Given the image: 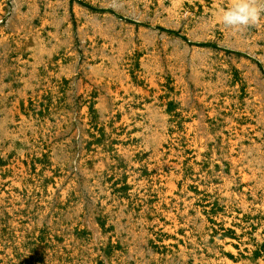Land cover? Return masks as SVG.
<instances>
[{
    "label": "rangeland",
    "instance_id": "374dc122",
    "mask_svg": "<svg viewBox=\"0 0 264 264\" xmlns=\"http://www.w3.org/2000/svg\"><path fill=\"white\" fill-rule=\"evenodd\" d=\"M235 2L0 0V264H264V0Z\"/></svg>",
    "mask_w": 264,
    "mask_h": 264
},
{
    "label": "clouds",
    "instance_id": "9594fccd",
    "mask_svg": "<svg viewBox=\"0 0 264 264\" xmlns=\"http://www.w3.org/2000/svg\"><path fill=\"white\" fill-rule=\"evenodd\" d=\"M260 9L256 8L251 0H236V2L222 13V23L227 27H241L254 23Z\"/></svg>",
    "mask_w": 264,
    "mask_h": 264
},
{
    "label": "bare ground",
    "instance_id": "6f19581e",
    "mask_svg": "<svg viewBox=\"0 0 264 264\" xmlns=\"http://www.w3.org/2000/svg\"><path fill=\"white\" fill-rule=\"evenodd\" d=\"M226 247H227V249L233 251V247H232V244H231V243L226 244ZM232 251H231V252H232ZM233 253H234V252H233Z\"/></svg>",
    "mask_w": 264,
    "mask_h": 264
}]
</instances>
